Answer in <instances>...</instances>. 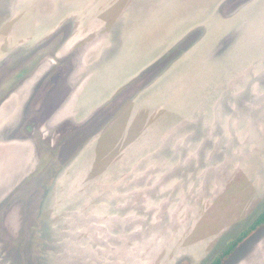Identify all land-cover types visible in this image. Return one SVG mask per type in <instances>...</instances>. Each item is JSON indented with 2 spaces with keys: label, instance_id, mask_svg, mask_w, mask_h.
I'll use <instances>...</instances> for the list:
<instances>
[{
  "label": "rangeland",
  "instance_id": "374dc122",
  "mask_svg": "<svg viewBox=\"0 0 264 264\" xmlns=\"http://www.w3.org/2000/svg\"><path fill=\"white\" fill-rule=\"evenodd\" d=\"M263 211L264 0H0V264H210Z\"/></svg>",
  "mask_w": 264,
  "mask_h": 264
},
{
  "label": "trees",
  "instance_id": "16d2710c",
  "mask_svg": "<svg viewBox=\"0 0 264 264\" xmlns=\"http://www.w3.org/2000/svg\"><path fill=\"white\" fill-rule=\"evenodd\" d=\"M264 227V211L258 216L254 223L237 238L231 240L210 264H225L237 250H239L250 238Z\"/></svg>",
  "mask_w": 264,
  "mask_h": 264
}]
</instances>
